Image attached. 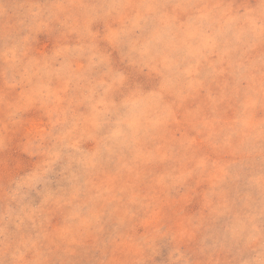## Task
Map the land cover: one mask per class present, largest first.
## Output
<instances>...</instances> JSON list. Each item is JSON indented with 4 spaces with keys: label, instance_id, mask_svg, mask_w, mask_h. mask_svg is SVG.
I'll list each match as a JSON object with an SVG mask.
<instances>
[{
    "label": "rangeland",
    "instance_id": "rangeland-1",
    "mask_svg": "<svg viewBox=\"0 0 264 264\" xmlns=\"http://www.w3.org/2000/svg\"><path fill=\"white\" fill-rule=\"evenodd\" d=\"M0 264H264V0H0Z\"/></svg>",
    "mask_w": 264,
    "mask_h": 264
}]
</instances>
